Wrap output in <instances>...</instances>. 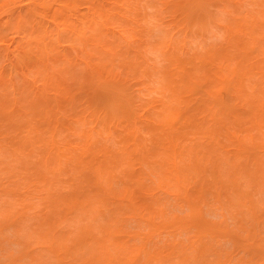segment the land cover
Wrapping results in <instances>:
<instances>
[{"label": "rangeland", "instance_id": "rangeland-1", "mask_svg": "<svg viewBox=\"0 0 264 264\" xmlns=\"http://www.w3.org/2000/svg\"><path fill=\"white\" fill-rule=\"evenodd\" d=\"M18 1L20 3L14 5L16 10L18 6L19 9L20 6L28 7L24 5L26 2L23 0ZM71 1L73 0L66 2L71 5ZM89 1L81 0V3L79 2L81 5L78 3L80 6L77 7L76 16L83 20L90 16L87 8L93 4ZM111 1L115 3L112 10L116 13L112 11L109 17H115L108 18L109 24H106L104 28H101L104 25H99L98 32L92 31L94 34L105 36L104 38L95 36L98 38V44L101 43L97 46L99 50L96 46L97 51L91 50L95 47L90 45L87 47L90 48V52L92 51L91 60L82 55L84 46L75 40L72 41L73 43L69 41L70 44L61 42L62 40L59 41L60 44H57L56 40L50 41L48 49L51 51L49 50L48 54L46 50L38 49L44 48L38 42L37 44L35 42L36 46L31 43L32 46L29 45L28 48L21 44V50H25L23 54L27 52L23 55L25 57L22 56L25 58L24 63L22 62L23 69L18 66L10 75L9 70H6L8 69L5 63L6 51L0 48V57L2 56L0 72L5 66L3 80L0 78L2 80H0V104L3 106L2 108L0 105V264H245V261L239 263L238 260L243 256V249L248 248L244 244L246 239L243 238L245 241L239 239L233 233L232 220L227 219V228L225 224L223 226L209 224V222L222 221L219 216L220 210L212 206L213 196L217 191L212 187L211 184L214 182H211V177L208 175L210 164L204 161L210 155L211 160H214V153H212L214 148L209 145L210 140H207L206 135L200 132L204 129V132H207L206 128H209L210 124L206 123L204 126L197 127L198 122H191L184 126V120L178 119L177 124L172 125L175 128L170 129L171 126L158 128L154 122L147 120L153 119L154 115L151 112H162L164 108L166 112H172L176 104H170L169 100L175 94L174 84L163 81L150 71L153 84L147 90L144 86L148 87V85L143 83L142 78L125 76L124 72L127 70L123 72L120 70L121 73H119L121 69L119 67L129 64L132 58L129 55L126 56L128 54L126 49L112 37L114 32L123 29V24L119 23L118 15H116L121 7L117 6H120L122 2V4L129 2L131 7L136 5L132 7L134 9L139 8L138 4H140L139 17L147 15L148 19L152 17L150 19L153 20L157 10L152 6L157 5L156 3L160 0H139L142 3H138L137 0H109L107 3ZM100 3L98 1V15L102 14L99 19L103 20L106 17L104 9L102 11L99 6ZM23 7L21 10L25 13L27 10ZM15 8L14 12H16ZM54 10L55 7H51L49 12ZM78 10L82 15L78 13ZM67 15L69 14L66 13L63 16ZM25 16L28 17V23L33 22L32 16L27 14ZM7 17L5 10L0 8V22L4 23ZM168 19H166L167 22ZM85 22L89 24V20ZM13 23L12 25H15ZM12 25V28L3 29L0 33V38L6 40L7 44H14L11 49L21 43L22 36L25 35V33L14 34L15 29ZM166 26L163 24V26L152 28L149 24L147 29L154 31L150 39L151 48H160L162 32L168 29ZM50 30L52 31L51 27ZM104 30L110 31L109 34L112 36ZM33 32L32 36H36L34 39H38L37 29ZM90 32L85 36L86 39L94 36L92 32L90 35ZM51 37L54 40V36ZM51 37H49L50 40ZM92 37L91 39L94 38ZM109 40L111 42H107ZM206 41L212 44L211 40ZM106 45L115 47L114 49H117L119 45L122 48V55L118 57L117 55L113 57L100 55L101 47L99 46ZM175 45L177 46L175 50L178 51L175 53L181 61H185L184 63L192 56L195 58L202 56L201 51H196L192 47H187L189 53L186 54L181 50L178 40ZM3 52L4 55L1 54ZM156 53L155 56H151L155 63L154 68L162 67V70H165L168 66L170 69V63L164 64L167 63L164 61L168 57L167 54L165 55V52L162 54L161 51ZM168 54L170 56L172 51ZM83 56L87 59H85L86 62L92 61L93 65L95 64V68L91 65L92 71L98 74L95 73L94 76L87 73L84 60H82L84 64L81 62V59H84ZM111 59L116 66L111 67ZM116 59L120 60L116 61ZM124 59H128L129 63ZM108 62L111 64L109 65ZM193 62L191 60V64ZM184 63V67L190 66ZM104 64L109 66L106 67ZM115 72L117 77L113 75ZM114 76L115 79L118 77L129 79L126 85L123 81L119 82L120 89L115 93L116 96L119 94L123 97L125 92H127L126 95H130H127V100L133 103H131L132 106H128L129 108L119 109L117 102L114 105L116 96H111L107 91L106 81H111ZM179 95L190 99L196 98L188 90L181 94L177 93V96ZM231 103L234 102L231 101ZM96 105H98V114L92 115L91 106L96 107ZM175 108L183 112L186 107L176 105L173 111ZM190 108H186V111L189 109L190 112L182 114L188 113L190 116L192 113H198L192 112ZM117 109L118 113L115 112L118 111ZM104 111L106 113H103ZM110 111L117 115L109 117ZM216 112L219 111L216 110ZM122 113L129 116H124ZM135 117H137L136 120ZM130 118L133 122L129 121ZM70 125L72 127L68 129ZM167 133L170 135L163 137V134ZM174 135L179 137L176 142L180 146L179 151L182 152L189 146L188 149H194L184 157L185 162H188L196 153L202 154L200 157L206 156L203 162L201 161V165L202 168L206 167L204 170L209 171L203 174L206 175L205 177L208 176L207 182L211 183L203 189H199L198 184L192 180L193 185L184 184L185 188L168 185L161 187L154 177L149 178L146 175L149 168H153V161L158 158L148 155L149 157L144 159V153L151 151V153L160 154L163 157L160 163L164 164L169 154L161 153L160 143L164 141V138L167 142L168 137L171 138ZM212 148L213 150L208 152ZM206 151L208 154L203 156ZM183 153L185 154L186 151ZM220 154L217 155L223 156V153ZM224 163L222 170L225 174L226 171L230 172L227 170L230 169V165L225 163V167ZM248 170L251 173L255 172V168ZM156 171L159 172V170ZM222 178L224 183L226 177ZM246 185L247 182L243 181V189L248 188ZM260 187H256L257 191L253 190V193L254 191L258 193ZM250 189L252 191V188L247 190ZM196 190H202L203 196L198 198L200 194L194 193ZM257 196L261 200L264 195L261 196L259 193ZM219 204L217 202L215 205ZM258 208L260 210V207ZM230 210L234 211V209ZM174 214L182 217L181 221L191 226L176 224ZM183 226L189 228L184 229ZM262 227L264 228L263 221L260 229ZM211 228L216 232L213 238L205 231ZM201 235L204 236L205 243H214L216 250L223 247L224 251L230 255L216 257L214 252L206 251L205 256L195 259L197 255L193 242ZM259 235L262 237L264 233ZM182 248L185 249L186 254L180 252ZM253 248L260 252L264 247L259 249L255 245ZM106 249L109 255H106ZM103 259L107 262L102 263Z\"/></svg>", "mask_w": 264, "mask_h": 264}, {"label": "bare ground", "instance_id": "bare-ground-1", "mask_svg": "<svg viewBox=\"0 0 264 264\" xmlns=\"http://www.w3.org/2000/svg\"><path fill=\"white\" fill-rule=\"evenodd\" d=\"M23 1L26 2L24 5H27L28 7L20 6L19 9L18 6L17 9L19 12H17L18 10H16L14 5H16V3H20V1L0 0V8H3L8 15V19L4 21V23L0 22L2 24L0 25V33H2L3 29L8 30L13 22V24H15L12 25L15 29L13 32L14 34L23 35L25 33V35L22 36V42L12 49L11 46L14 47V44H7L6 40L0 38V48L6 51L5 59L6 57L7 59L5 60V63L8 67L6 70H9L8 72H10V75H12L13 71H15L18 66L23 69V60H25V58H23L25 56L23 55H26L27 52L26 54H23L25 53V50H21V44L22 46L28 48L31 43L32 45L36 46L38 42L42 44L44 48H37L43 51L46 50V54H48L50 50L48 49V44H50V41L52 42L56 40L55 42L58 44L59 41L62 40L61 42L64 41L70 44L69 41L72 42L75 40L77 42L79 41V43H81L80 45L84 46L82 55L91 60L93 57L91 56L92 51L99 50L100 48L98 49L97 46L101 44H98V38H95V36H105H102V34L98 35V33L94 34L92 31L98 32L99 25H104L101 27L104 28L106 24H109L108 18H110V13L114 11L112 9L115 6V3L112 1L107 3L109 0H90L89 2L93 4V6H89V8H87V12L90 16H87L83 20L81 17L76 16V11L78 9L77 7L81 3V0H73L71 1V5L66 2L67 0ZM98 1L101 2L99 4L100 8H102L101 10L103 11L104 9L106 18L103 20L99 19L101 18L100 16L102 14L98 15ZM122 3L120 6H117L121 7V10L116 14L118 15L117 20L119 23H121V25L123 24V29L119 27V29H122V31L114 32L112 36L109 34L110 31L108 32L107 30H104L108 32H106L107 34L115 38V40H117L122 45V48L124 47L126 49L128 53L126 56L129 55L132 58V61L128 58L129 61H131L130 63L128 59H124L127 60L129 64H126L125 61H123L126 66L121 65V67H119L121 68L119 69V73L127 70L125 71L126 73L124 72L125 76L127 75L142 78L143 83L148 85V87L145 85L144 88L148 90L150 85L153 84L150 72L152 71L154 76H158L163 81H170L174 84L173 91L175 94L169 100L170 104L174 103L177 105V107L183 105V108L191 107L190 109L192 112H198L197 114L192 113L190 116H188V113L183 115V112H190L189 109L186 111L185 108V110L181 112V110H176L175 108L173 111V108L176 107L175 105L174 107L172 106L173 108L171 113L166 112V110H164L165 108L162 110V112H151V114L154 115L153 119L149 118L147 115V118H149L147 121L154 122L158 128L159 126H171L170 129L177 124L176 122L178 119L180 121L184 120V126L191 124V122H198L196 124L197 127L204 126L206 123H208L210 124V127L206 128L208 131L204 132L205 129H202L203 131L200 130V132L206 135L205 137H207V140H210L209 145H212L214 151H217L216 154V151L212 152L214 153V160H211V155L208 157V159L205 156L208 154V152H210V150H213L212 148L203 154L205 157H200L202 154L200 155L199 153H196V155L192 158L190 157L189 159L188 157L189 160L188 162L186 161V163L184 157L189 155L188 153L191 152L190 150L194 149H188L190 147L189 146L185 147L184 150L181 149V152L179 151V144L176 143L179 137L175 135L171 138L168 137L167 142H165L166 138H164V141L160 143L162 146L160 148H162L161 153L163 155H166L167 153L169 154L168 159L164 158L168 161L164 160L166 162L161 164L160 159L163 157L160 156V154L155 152L151 153V151H149L150 153L145 152L144 159H147V157L150 155H154L158 158L153 161V168H149L146 175L149 178L154 177L157 181V184L161 187L168 185L185 188V186H183L184 184L191 186L193 185V181L195 184H198L199 189H203L207 184L214 182L211 185L217 192L216 195L213 196L214 202L212 206H215L214 208L216 210H220L219 216L222 218V221L213 223L208 221L209 224L215 226H223L225 224L227 228V219L232 220L231 223L233 225V233H235L239 239L244 240L243 238H245L247 244L246 242H244V244L248 246V248L243 249V256L239 258L238 262L240 263L245 261V264H264V248L261 249L260 252L256 248H253L255 245H257L259 249L264 247V236L261 237L259 235V233H264V228H261L263 230L260 229L262 221L264 222V196L261 200L257 196L259 193L261 196L262 194L264 195V0H160L158 3H156L157 5L152 6L153 8L155 7V10H157L156 16L153 18V20L150 19L152 17H149L148 19L147 15H145V17L141 14L142 16L139 17L138 10L140 9V4H138L139 8L135 7L133 9L132 7L136 5L131 7V4H128L129 2H124V4ZM22 7L23 9L27 10L26 12L23 11L25 13H22ZM51 7H55V10L49 12ZM14 8L16 12H14ZM66 13L69 15L64 17L63 15ZM78 13L80 14V11ZM25 14L32 16V18H34L33 22L29 21L30 23H28V17L26 18ZM167 18H169L168 22L166 21ZM85 19L89 20V24L85 22ZM112 22L114 23L113 20ZM87 24L89 26H87ZM149 24L152 26V28L158 27L160 25L163 26V24L167 25L166 27H168L167 31H165L166 29L163 30V28H160L163 30V36H161L160 39V44L162 46L160 45L159 49L157 46V48H151L152 44H150V39L152 38V32L154 31H152V29H147ZM50 27L52 28V31L50 30ZM36 29L38 31L37 35L39 38L41 35L40 39H34L36 36H32L34 34L33 31H36ZM89 31H91L94 35V38L91 36L93 39H91V37L87 39L85 38ZM169 31L172 32H170L171 35ZM48 34L54 36V40H52V37ZM42 36L45 37L42 38ZM49 37H51V40ZM176 39L179 41V44H181V50L185 51L186 54L189 53V49H187V47H192L195 48L196 51H201L202 56L199 58L192 56L186 61V63L190 64V66L187 68L184 67L183 63L185 61H181V59L178 58L176 54L178 52H176V45H178H175L177 42ZM206 40H211L212 44L207 43ZM107 42L111 41L109 40ZM40 44L39 46H42ZM89 45L92 47L96 46L97 50L96 47L95 49L91 48L92 51L90 52V48H87ZM109 45H111V43H109ZM109 45H106L105 47L99 46L101 47V53L99 54L104 56L111 55V57L115 55H117V57L122 55V48H120L119 45L117 46V49H114L115 47L111 48L113 45L110 47ZM180 46L178 47L179 50ZM106 48L108 49L106 50ZM159 50L161 53L163 52L162 54H164V52L165 55L167 54L166 56L168 57L165 56L166 58L164 59V61L167 63L164 64L170 63V69L168 66V69L166 68L165 70H162V67L154 68L155 63L153 62L154 60L151 56L157 51L160 52ZM171 51L172 54L169 56L168 52ZM45 52L43 53L44 55ZM1 54L4 55V52ZM84 56L82 58H84ZM86 58L81 59V62L84 60L86 64L85 67L88 71L87 73L94 75L96 72L92 71V66L95 68V64L93 65V62L89 60V62H86ZM112 59L111 67H113V65L116 66L113 64L114 62ZM193 59L198 60L194 61ZM117 60L118 59H116V61ZM191 60L192 62L194 61L192 64ZM84 62L82 63L84 64ZM159 62L161 63V61ZM105 64L104 66H106ZM110 64L111 63H109V65ZM164 64H162V66ZM105 69L107 70V68ZM104 70L103 72H105ZM4 72L5 66L0 72V78L2 80ZM110 72L112 71L110 70ZM113 75L117 77L116 72ZM115 76L114 79L111 78V81H106L107 91L111 96L115 95V93L120 89L118 85L119 82L123 81L125 84L129 81L128 77L126 79H120L119 77L115 79ZM27 86L29 87V85ZM186 90H188L190 94H194L196 98L190 99L180 95L177 96V93L181 94ZM126 93L127 92L124 94L125 97L120 96L119 94V96L115 95L116 97H114V105L115 102H117L119 109L132 106L131 103L133 102L127 100V97L130 95L127 94V96ZM231 101L234 103L230 104ZM99 106L101 108V105ZM1 107L3 108L2 105ZM183 108L181 109L183 110ZM91 110L92 115L98 114V105H96V107L91 106ZM216 110L219 112H216ZM101 111L103 110L101 109ZM115 112L118 113L119 110ZM103 113L106 112L104 111ZM108 115L110 117L117 114H114L110 111ZM125 115L128 114L125 113ZM129 115L131 116V112H129ZM199 115L202 116L199 118ZM136 119L137 117H135V120ZM129 121L133 122V119L130 118ZM71 127L72 126L70 125V127L67 128L71 129ZM53 128L55 129L56 127L54 126ZM149 130H151V128ZM169 135L170 134L168 133L166 135L163 134V137ZM185 151L186 153L184 154L183 152ZM222 153L223 156L219 157V155H217H222ZM203 158L206 159L204 160ZM202 160L210 164V167H208V169L210 168V173L207 169L204 170L206 167L202 168ZM223 162L230 165V169H227L228 171L230 170V172L226 171L224 174L222 170ZM204 166L206 165L204 164ZM249 168H255V172L251 173L248 170ZM156 170H159V172ZM205 171H208L207 173H209L208 175L211 177V182L209 183L206 179L208 176L205 177L206 175L203 174ZM224 176L226 179L224 183H222V177ZM257 179L260 180L259 183H257ZM243 181L247 182L246 186L248 188H252V191L251 189L247 190L248 188L243 189ZM258 186L261 189L258 190L259 192L257 193L255 192L257 191L255 188H259ZM253 190H255L254 193ZM196 191H194V193L200 194L198 195V198L203 196L202 190ZM261 196L259 197L261 198ZM222 197H224L223 200ZM217 202L220 204L216 206L215 204ZM258 207H260V210ZM230 209H234V211ZM173 218L176 219L175 223L180 224V226H191L185 221H181L182 217H179L176 214H174ZM184 226V229L189 228L188 226ZM51 229L52 228H50V230ZM205 231L208 232L212 238L214 237V233H216L213 228ZM244 234L245 236H243ZM203 237L201 235L196 239V241L193 242L197 255L195 259L205 256L206 251L211 253L214 252L216 257H228L230 255V253L224 251L225 249L223 247L220 248V250H216L214 248V243H205ZM248 242L250 243L248 244ZM180 252L182 254H186L184 248H182ZM105 253L106 255L110 254L107 249ZM260 261L262 262L260 263ZM106 262V259L102 260V263Z\"/></svg>", "mask_w": 264, "mask_h": 264}]
</instances>
